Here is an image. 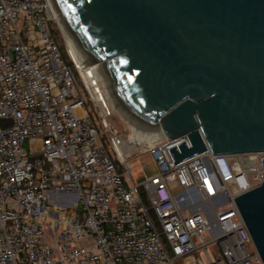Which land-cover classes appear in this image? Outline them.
Wrapping results in <instances>:
<instances>
[{
    "label": "built area",
    "instance_id": "built-area-1",
    "mask_svg": "<svg viewBox=\"0 0 264 264\" xmlns=\"http://www.w3.org/2000/svg\"><path fill=\"white\" fill-rule=\"evenodd\" d=\"M48 5L0 0V264H262L233 197L264 181V151L174 163L187 135H124ZM110 152L126 174L148 152L157 172L123 179Z\"/></svg>",
    "mask_w": 264,
    "mask_h": 264
},
{
    "label": "water",
    "instance_id": "water-1",
    "mask_svg": "<svg viewBox=\"0 0 264 264\" xmlns=\"http://www.w3.org/2000/svg\"><path fill=\"white\" fill-rule=\"evenodd\" d=\"M115 109L174 163L264 151V0H51ZM264 264V181L233 197Z\"/></svg>",
    "mask_w": 264,
    "mask_h": 264
},
{
    "label": "rangeland",
    "instance_id": "rangeland-1",
    "mask_svg": "<svg viewBox=\"0 0 264 264\" xmlns=\"http://www.w3.org/2000/svg\"><path fill=\"white\" fill-rule=\"evenodd\" d=\"M49 27L52 35L55 37L56 41L58 42L59 47L62 49L64 57H66L64 53V51L66 50V42L63 34L61 33L54 19L49 22ZM106 104L108 107V114L106 116V120L115 128H117L120 132H122L124 135H128L131 132V128L134 127L131 126L115 109L111 107L107 96H106ZM24 148L25 149L28 148L27 142L24 144ZM110 157L113 160L117 171L119 173H123L122 175L123 179L124 176H126L129 177L132 181H136L137 183H140L144 177L153 175L157 172V165L152 155L148 152L135 153L131 158L128 159L127 169L129 174H126L125 169L120 165H118L114 155L111 152H110ZM215 248H217L216 245L210 246V249H215ZM199 256L201 255L198 252L194 253L192 257L188 258L186 264H193L194 259Z\"/></svg>",
    "mask_w": 264,
    "mask_h": 264
},
{
    "label": "bare ground",
    "instance_id": "bare-ground-1",
    "mask_svg": "<svg viewBox=\"0 0 264 264\" xmlns=\"http://www.w3.org/2000/svg\"><path fill=\"white\" fill-rule=\"evenodd\" d=\"M48 4H49L48 5L49 6V13H50L51 17L54 19V21L57 23L61 33L64 36L67 49L75 57V59L86 60L85 55L82 53V51L80 50L78 45L70 38V36H69L64 24L62 23V21L57 16V14L55 12V9H54V5L51 2V0H48ZM93 68L96 69V71H97V73L99 75L100 68H101V63H96L93 66ZM103 84H104V82H103ZM134 129H136V128H134ZM138 131L141 132V133L149 135L151 137V139H153V138L157 139V138L164 137V133H163V131L161 130V128L159 126H158V128L156 130H152V131H140V130H138ZM140 144H142V143L140 142Z\"/></svg>",
    "mask_w": 264,
    "mask_h": 264
}]
</instances>
